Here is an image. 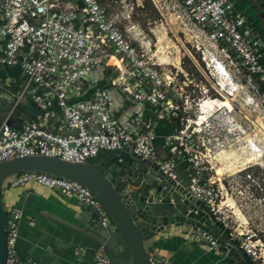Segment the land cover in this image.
Instances as JSON below:
<instances>
[{"label":"built area","instance_id":"built-area-1","mask_svg":"<svg viewBox=\"0 0 264 264\" xmlns=\"http://www.w3.org/2000/svg\"><path fill=\"white\" fill-rule=\"evenodd\" d=\"M149 1L166 23L185 34L203 37L241 70L248 84L256 86L257 92L261 89L264 102V45L258 30L234 8L235 0ZM101 2L0 0V68H15L23 80L20 90L9 96L10 109L0 121V161L40 154L83 162L106 149L130 147L139 159L153 160L175 181L174 168L179 164L189 193L212 220L228 229L230 238L238 240L241 253L252 264H264L263 241L248 230L242 233L234 228L221 207L215 180L203 163V143L192 136L197 129L186 133L189 125L184 121L201 124L199 113L189 119L204 101L195 94L198 87L179 64L175 71L161 68L146 50L149 47L132 43L136 33L130 37L128 30L117 24L118 14L105 9ZM112 57L119 62L121 72L114 67L105 69L104 64ZM212 59L211 69L231 84L226 79L225 64L215 56ZM24 97L30 98L38 116L12 125L14 106ZM121 99L131 106L118 117L114 108H120ZM160 122L168 125L166 133L157 131ZM158 132L167 152L161 159L155 153ZM249 174L243 178L254 180ZM30 182L58 189L92 209L101 226L109 223L98 201L76 181L25 171L9 176L3 184L22 188ZM20 216V210L12 208L6 217L4 264H23L16 250ZM201 237L214 244L203 233ZM86 264H109L103 245L96 244Z\"/></svg>","mask_w":264,"mask_h":264},{"label":"water","instance_id":"water-1","mask_svg":"<svg viewBox=\"0 0 264 264\" xmlns=\"http://www.w3.org/2000/svg\"><path fill=\"white\" fill-rule=\"evenodd\" d=\"M264 21V0H251ZM33 171L76 181L86 187L106 212L109 223L101 226L95 212L77 216L78 225L47 214L68 225L95 244L103 245L109 264H169L154 252L155 242L170 227L184 225L201 232L235 264H252L230 238L222 223L212 220L183 183L166 176L151 159H139L126 149L100 151L96 159L67 161L55 156L26 155L0 161V264L5 259L7 212L1 202L6 178Z\"/></svg>","mask_w":264,"mask_h":264},{"label":"rangeland","instance_id":"rangeland-1","mask_svg":"<svg viewBox=\"0 0 264 264\" xmlns=\"http://www.w3.org/2000/svg\"><path fill=\"white\" fill-rule=\"evenodd\" d=\"M101 4L118 14L117 24L121 29L128 30L130 37H133L132 32L136 33L137 37L135 41L131 40L132 43L149 47L146 50L153 61L160 62L161 68L168 67L175 71L179 64L193 86L198 87L195 90L198 98L215 96L221 99L218 87L228 92L230 111L226 108L216 109L199 126L191 121H184L183 124L189 125L186 133L197 129L192 136L203 143L200 149L203 163L210 168L208 175L213 180L217 179L215 185L219 201L232 226L242 233L245 230L249 234L254 233L264 245V201L256 187V182L264 186V102L261 89L258 87L260 90L257 92L256 86L248 84L241 70H236L203 37L185 34L166 23L149 0H102ZM128 14L129 17H126ZM261 42L264 44V36H261ZM212 56L225 64L230 87L211 69ZM177 76L183 78L179 70ZM197 115V110L191 112L189 119H195ZM250 157L253 159L249 162ZM248 166L254 180L238 174ZM219 167L222 173L216 176ZM27 185H33L34 190L41 193L47 190L59 193L58 189L33 182ZM188 233L194 235L191 230ZM201 241L205 243L203 237Z\"/></svg>","mask_w":264,"mask_h":264},{"label":"crops","instance_id":"crops-1","mask_svg":"<svg viewBox=\"0 0 264 264\" xmlns=\"http://www.w3.org/2000/svg\"><path fill=\"white\" fill-rule=\"evenodd\" d=\"M233 4L236 10L245 15L253 28L262 32L258 21L260 11L251 0H235ZM22 84L23 80L15 68H0V121L10 109L11 104L7 101L9 96L18 92ZM115 96L116 100H120L117 95ZM130 106L129 102L121 99L120 108H114L115 115L120 117L129 112ZM12 112L10 116L12 125L38 116L29 97H24L16 104ZM165 128L168 130L169 127L163 122L158 123L156 127L157 131ZM155 153L158 159L167 156L159 132L155 141ZM174 171L176 181L186 186L187 179L183 167L178 164ZM1 202L8 216L12 208H18L21 212L16 250L23 264L30 261L34 264H86L90 261L95 242L47 215L78 225L77 216L88 218L90 208L60 191L59 193L50 190L43 193L35 191L33 185L10 188L3 184ZM194 236L200 239L192 238ZM201 239L200 232L194 235L188 233L184 225L170 227L155 242L154 252L163 256L169 264H235L225 253L217 251L216 244L208 243L205 238V243H202Z\"/></svg>","mask_w":264,"mask_h":264},{"label":"bare ground","instance_id":"bare-ground-1","mask_svg":"<svg viewBox=\"0 0 264 264\" xmlns=\"http://www.w3.org/2000/svg\"><path fill=\"white\" fill-rule=\"evenodd\" d=\"M155 46V45H154ZM154 51V50H153ZM193 59V58H192ZM104 67L106 70L110 71L113 69V67L118 71L121 72L122 68L119 64V62L115 59V58H111L110 60H108L105 64ZM227 72V71H226ZM222 82H224V80H221ZM225 82L228 84L229 86V81L225 80ZM220 85V84H219ZM230 87V86H229ZM218 90L221 93V99H216V98H209V99H204L203 102L200 103L199 109H198V113H199V117H198V123H201L202 121H204L210 114L211 112H213L216 109L219 108H226L228 111H230L231 109V103H230V99L228 97V92L225 91L223 92L224 89H222V87H218ZM258 126V125H257ZM199 128V127H197ZM264 131V130H263ZM250 142V141H249ZM251 143V142H250ZM255 148V146H254ZM223 151V150H222ZM260 158V157H259ZM253 158L250 157L248 159V161L250 162ZM222 173V168H218L216 170V176L217 175H221ZM217 180V179H215ZM228 205V204H227Z\"/></svg>","mask_w":264,"mask_h":264},{"label":"trees","instance_id":"trees-1","mask_svg":"<svg viewBox=\"0 0 264 264\" xmlns=\"http://www.w3.org/2000/svg\"><path fill=\"white\" fill-rule=\"evenodd\" d=\"M161 126V125H160ZM163 126V125H162ZM168 130L165 128V129H161L159 132L160 133H166ZM248 168H250V166L246 167L245 169H242L240 171H238V174L241 175V176H244L246 174H249L251 172H249ZM250 176V174H249ZM251 177V176H250ZM256 187L261 191V197L263 198L264 200V186L262 185V183L260 182H256Z\"/></svg>","mask_w":264,"mask_h":264},{"label":"flooded vegetation","instance_id":"flooded-vegetation-1","mask_svg":"<svg viewBox=\"0 0 264 264\" xmlns=\"http://www.w3.org/2000/svg\"><path fill=\"white\" fill-rule=\"evenodd\" d=\"M258 21H259V28L262 29V32H260V31H258V32L261 36H264V21L261 18H259V16H258ZM96 158L97 157H95L94 159H96Z\"/></svg>","mask_w":264,"mask_h":264}]
</instances>
